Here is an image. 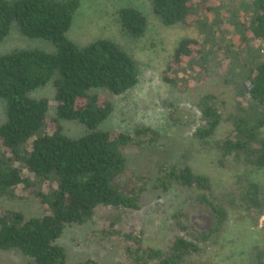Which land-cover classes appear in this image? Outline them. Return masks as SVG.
Segmentation results:
<instances>
[{
	"label": "trees",
	"instance_id": "1",
	"mask_svg": "<svg viewBox=\"0 0 264 264\" xmlns=\"http://www.w3.org/2000/svg\"><path fill=\"white\" fill-rule=\"evenodd\" d=\"M205 2L198 0L197 5ZM148 3L151 14L165 27L186 28L197 20L198 9L191 0ZM79 5V0H0V42L16 28L26 38L51 45L48 51L16 49L0 56L4 112L0 123V198L36 202L41 211L26 215L1 208L0 250H19L29 264H97L91 260L69 262L58 242L68 226L84 227L102 210L112 214L105 215L107 227L117 226L113 234H119V213L140 209L147 184L142 175L123 181L127 167L124 149L146 143L141 140L145 136L148 143L158 139L156 131L147 128H139L133 136L103 128L114 110L113 98L138 83L140 64L112 40L99 39L87 45L71 41L67 32ZM246 9L249 20L239 31L240 41L254 40L264 49V0H248ZM115 22L120 33L131 40L143 37L149 25L145 13L134 6L120 8ZM214 50L191 38L181 39L163 80L176 85L170 74L184 59L193 61L199 56L201 63L207 62ZM261 50L250 58L242 49L223 52L229 74L224 80L238 84V100L226 117L232 125L226 137L213 139L224 120L220 109L225 104L210 94L198 103L201 124L193 137L205 151L213 152L231 182L222 186L215 198L207 175L177 164L165 168L156 180V188L163 193L173 188L186 190L207 204L211 226L195 229L177 217L175 230L180 234L174 235L166 249L144 247L141 237L123 234L125 254L132 264H203L204 247L216 241L225 224L235 219L257 226L264 214V184L252 179L253 173L264 170ZM45 87L51 88L50 97L33 95ZM64 121L79 124L82 133L66 135L61 127ZM250 258L252 264H264V240L251 247Z\"/></svg>",
	"mask_w": 264,
	"mask_h": 264
},
{
	"label": "rangeland",
	"instance_id": "2",
	"mask_svg": "<svg viewBox=\"0 0 264 264\" xmlns=\"http://www.w3.org/2000/svg\"><path fill=\"white\" fill-rule=\"evenodd\" d=\"M79 2L67 37L78 45H87L99 39L112 40L122 45L140 64L138 83L127 93L113 98L114 110L103 128L132 136L139 128H147L156 131L158 139L148 143L149 138L145 136L141 140L146 143H133L124 149L127 167L123 181L142 175L147 184L140 209L119 213V234H113L117 226L107 227L109 221L105 215L112 214L109 210H102L100 216L84 227L68 226L58 243L65 249L71 263L91 260L97 264H132L125 254L127 243L123 234L132 233L141 237L144 247L166 249L174 235L180 234L175 230L177 217L182 224L192 225L195 229L207 230L211 226L207 204L200 203L186 190L173 188L163 193L156 188V180L165 168L167 170L177 164L207 175L213 182L215 198L222 186L231 182L229 175L219 167L213 152L205 151L193 137L201 124L198 103L202 96L210 94L225 104L220 109L224 120L213 139L226 137L232 130L226 117L233 112L238 100V84H227L224 80L229 78V74L228 59L226 57L225 60L223 52L235 53L242 49L250 58L257 55L259 48L264 56V49L260 42L248 41L246 38V41H240L239 31L242 32L249 20L246 9L248 0H206L201 5H197L198 0H191L192 5L198 9L197 20L186 28L163 26L151 14L148 0ZM128 6L142 10L149 23L144 36L136 40L123 36L115 22L117 11ZM236 23L237 29L233 27ZM183 38H191L202 47L212 46L215 49L214 55L203 63L199 56L193 61L184 59L175 68L176 71L170 74V78H175L176 82V85L171 86L163 80L164 70L178 41ZM50 48L49 43L26 38L13 28L0 42V56L16 49L48 51ZM51 92L50 87H45L33 95L50 97ZM3 120V103L0 99V123ZM61 127L66 135L72 137L83 131L74 122H61ZM252 179L264 184V170L253 173ZM1 208L21 211L26 215L41 212L36 202L30 204L6 198H0ZM262 240L264 214L257 226L233 219L225 224L215 242L204 247L201 261L203 264H252L250 249L261 244ZM0 264L29 262L19 250L11 249L0 250Z\"/></svg>",
	"mask_w": 264,
	"mask_h": 264
}]
</instances>
